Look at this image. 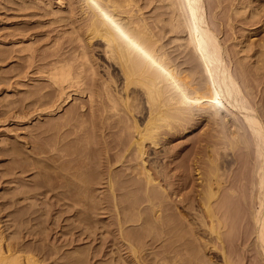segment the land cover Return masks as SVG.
Instances as JSON below:
<instances>
[{"label": "bare ground", "instance_id": "bare-ground-1", "mask_svg": "<svg viewBox=\"0 0 264 264\" xmlns=\"http://www.w3.org/2000/svg\"><path fill=\"white\" fill-rule=\"evenodd\" d=\"M239 1L57 0L62 8L51 10V0H37L48 8L49 28L2 36L13 46L4 45L2 60L17 63L5 71L3 90L23 96L2 98V128L13 134L0 155L14 163L7 174L21 175L10 176L18 189L0 202V264L89 263L108 242L109 257L96 264H203L209 242L223 264H264V94L252 90L264 68V37L224 32L235 20L256 23L255 9ZM2 2L21 16L39 13L30 0ZM194 115L209 121V144L202 165L192 155L178 164L170 140ZM33 119L30 141L11 127ZM223 168L231 173L223 177ZM39 188L49 194L44 207L31 200ZM43 214L50 230L66 229L69 251L23 240L47 239L48 228L37 226ZM158 243L163 248L148 258L147 247Z\"/></svg>", "mask_w": 264, "mask_h": 264}, {"label": "rangeland", "instance_id": "rangeland-1", "mask_svg": "<svg viewBox=\"0 0 264 264\" xmlns=\"http://www.w3.org/2000/svg\"><path fill=\"white\" fill-rule=\"evenodd\" d=\"M29 1V0H28ZM35 1V2H34ZM56 1L57 0H51V3L53 4H51V10L52 9H54V10H56V9H61L62 7L60 6L59 7V5H57V3H56ZM239 1V0H238ZM37 2V0H30V2L28 3V5L29 6H31V7H34V8H36L35 9V11H38L39 13H37V14H34V16L32 15V14H29V15H27V16H21V15H23V12L21 11V12H19V11H15V10H13V9H10V10H8V11H5V9L3 8V2H2V0H0V113H1V110H2V98H3V96H4V94L5 93H7V95H8V98H10V99H14V98H16V99H18L19 97H21V96H23L22 94L23 93H18V91L16 90H14L13 91V89H9V91L8 92H5L4 90H3V86H2V82H3V75L5 74V71L6 70H11L15 65H17V63H15L14 61H15V58L14 57H11V58H9V61H3L2 60V55H3V50L2 49H4L5 48V46H6V48H7V46H8V49L9 48H12L13 46H11V44L9 45H5L3 42H1V41H3L2 40V36L4 35V34H6V33H9V32H13V31H16L18 28H20V27H22V26H31L33 29H31V31L33 30V32H34V30H36L35 31V33L34 34H42V33H44L49 27H47L48 26V24H46L47 23V20L50 18V16L49 15H47L46 14V10H48V8L45 6V4H44V6H42V4L43 3H39V5L38 6H36L35 5V3ZM239 3H241V4H243V5H247V11L250 9H255V11L257 12V15L253 18V17H251L250 18V20H256V23L254 24V26L253 25H251L250 24V22H237L236 20L233 22V27L231 28L232 29V31H230V29H229V31L227 30V28H229V27H225V29H224V32H226L227 33V36L229 37L231 34H232V32H234V35L236 36L237 35V37L238 38H248V39H255V40H259V39H261V38H263L264 37V0H240L239 1ZM250 3V4H249ZM46 7V8H45ZM2 8V9H1ZM30 8V7H29ZM49 9V10H50ZM149 9H150V7H149ZM148 8H147V10H146V14H148V15H150V14H153V10H149ZM30 11H31V9H29ZM29 10H27L26 11V13H28V12H30ZM33 10V9H32ZM247 11H245L244 12V16H243V14H241V17H245L246 15H247ZM44 12V13H43ZM19 14H21V15H19ZM44 15V16H43ZM23 18V19H22ZM248 20V19H247ZM45 23V24H44ZM250 28H252L251 30H249ZM45 29V30H44ZM40 31V33L38 32V31ZM30 31V32H31ZM32 32V33H33ZM231 33V34H230ZM230 34V35H229ZM220 36H221V39L225 36H223V34L221 33L220 34ZM98 42H95L93 45H92V49H93V57L95 58V60L97 61V66H98V70H99V72H104V64H106L105 62V60H104V58L102 57V53H101V45H99V43L97 44ZM5 45V46H4ZM9 46H11V47H9ZM13 49V48H12ZM11 50V49H10ZM10 53H12L11 51H10ZM13 54V53H12ZM100 65V66H99ZM102 66V67H101ZM184 68V67H183ZM186 72H188L187 70H186ZM9 74H11V71H10V73ZM255 80V78H254V76H249V80L250 81H252V80ZM253 80V81H254ZM260 83V84H259ZM256 84L258 85L259 84V86H255L254 85V87H253V91L256 93V92H258L259 94L258 95H260V93L261 94H264V68H263V70L259 73V75H257V78H256ZM256 87H258V89L256 88ZM257 90V91H256ZM21 103H20V101H16V103L14 104V105H17V106H19ZM0 116H1V114H0ZM198 116V117H197ZM205 118L202 116H200V115H194V118L192 119V125L190 126V127H188L187 128V130L186 131H180V133L179 134H175V136H172L173 138H171V140H170V146H171V149H173L172 150V152L170 153V155L173 153V154H175V156L176 157H174V159L175 160H177L176 162L178 163V164H181V163H179V160L181 159H183L184 160V158L186 157V155H190L188 158L186 157V159H187V161L186 162H189V158L191 157V155L196 159V161L198 162H196L198 165L199 164H201L202 165V160H203V158H204V153H202V152H204V150H205V146H206V144H207V142H208V144H209V140L207 139L208 137H209V134L207 135V132L209 131V126H208V124H209V121H207V122H205L206 120H204ZM39 121H38V119H33L31 122L30 121H28V122H19V123H11V127H13V128H18V130H17V132L20 134V136L21 135H23V136H25V139L26 140H31V137L30 136H28V134H27V132L29 131V129L32 127V126H34L36 123H38ZM205 123H207V124H205ZM2 124H3V122H2V120H1V118H0V146H3V142H2V139H4L5 137H8V134H13V132H7L8 134H6L5 133V131H4V129L2 128L3 126H2ZM19 126L21 127V128H19ZM208 127V128H207ZM205 129H207L206 131H205ZM209 133V132H208ZM203 137V139H207V140H203L202 139V137ZM200 139H201V141H200ZM9 140H13V139H9ZM18 140H19V142H17V145H24V143H23V139H21V141H20V139L18 138ZM206 141V142H205ZM13 142H16V141H14L13 140ZM200 143V144H199ZM202 143V144H201ZM204 143V144H203ZM2 144V145H1ZM200 145V146H199ZM203 145H205V146H203ZM25 146H29V144H25ZM173 146V147H172ZM174 146H175V149H174ZM203 146V147H202ZM200 147V148H199ZM25 147H23V149H24ZM162 148V147H161ZM202 148V149H201ZM203 148H204V150H203ZM199 149V150H198ZM24 150H27L26 148L24 149ZM202 150V151H201ZM176 151V152H175ZM45 153H42L43 155H47L48 153H46L47 151H44ZM175 152V153H174ZM164 153H162V152H160V154H159V157L160 158H165L164 156L165 155H163ZM167 155H169L168 153H167ZM178 155V156H177ZM203 156V157H202ZM184 157V158H183ZM171 158H173V156H171L170 157V159ZM174 160V161H175ZM180 160V161H181ZM185 161V160H184ZM201 161V162H200ZM191 162V161H190ZM183 163H185V162H182V164ZM14 163H13V161L11 160V157L8 155H5V156H1L0 155V202H2V201H4L7 197H9L12 193H14V192H16V190L18 189V188H16V186H19V184L17 185L16 183H14V182H12V181H9L8 179L10 178V176H20L21 174L20 173H16V174H7L6 173V169H7V167L8 166H12ZM172 166H173V164H172ZM171 166V167H172ZM200 166V165H199ZM235 164L234 165H232V168H235ZM198 167V166H197ZM177 168V167H176ZM191 169H192V167H191ZM172 171L174 170V171H177V172H175V173H180L182 170H183V167H182V170H180V168H178V170H176V169H174V168H172L171 169ZM180 170V171H179ZM185 172H188V171H185ZM190 172H192V174H193V171H190ZM28 173V174H27ZM32 173V174H31ZM184 173V172H183ZM222 173H223V177H225V175H228V174H230L229 173V170H227V168H223V170H222ZM6 174V175H5ZM35 172H34V170L32 169V171L31 170H28L27 172H25V175L24 174H22V176L24 175L25 176V179L27 178V179H30V178H32V177H34L35 175ZM180 174H182V173H180ZM191 174V175H192ZM6 176H8V177H6ZM37 176H39V177H41L42 175L41 174H38ZM193 177H194V174H193V176H192V179H193ZM177 178L178 177H174V178H172V179H174L173 181H176L177 180ZM195 179V178H194ZM193 179V180H194ZM7 180V181H6ZM195 181H196V179H195ZM10 182H12V183H10ZM13 185H15V186H13ZM13 186V187H12ZM10 187V188H9ZM21 187V186H20ZM12 188V189H11ZM27 188V187H26ZM7 189H9L8 191H7ZM45 188H39V190L40 191H43ZM187 189H189V188H186V189H184V190H182V191H187ZM5 191V192H4ZM6 193V194H5ZM44 194H47V195H44ZM18 196H21V194L19 195V193L15 196V197H18ZM48 196H49V194L48 193H46L45 192V190H44V192L43 193H38L37 194V196L35 197V198H33V199H31L32 201H35V202H37V203H39L40 202V204H38L36 207H44L45 206V200H46V198L48 199ZM28 201L29 200H25V201H23L21 204L23 205V204H27L28 203ZM17 206H20V204H18ZM10 210H11V208H9ZM3 215V212H1V214H0V216H2ZM46 215L47 214H43V216H40L41 218V221H39V222H37V226L40 228V229H46V227L48 228L47 229V232H48V235H47V239L45 240V241H37V240H35L34 238H33V236H31V235H26V236H24V238H23V240L24 241H27V242H34V243H36V244H38V243H44L45 244V246L47 247L48 246V248L50 247V245H52V244H54L55 242V244L56 245H61L62 244V246L60 247V252H66V249H67V251H69L68 249H70L72 246H65L64 244H65V241H66V239L65 238H67L69 235L67 234V232L65 231L66 229H64V228H61L60 230H62V231H59L58 229L59 228H56V230L55 231H57L58 230V232L57 233H55V231L54 230H50V227H53L54 226V223H52L51 221V219L49 218V217H46ZM4 217H5V219H8L7 221H4L5 223H7V222H10L9 221V216H3L2 217V219H4ZM50 217H51V215H50ZM64 216H62L61 218H63ZM49 218V219H48ZM43 220V221H42ZM37 220H34L33 222L35 223ZM43 222V223H42ZM63 222V221H62ZM52 223V224H51ZM61 223V222H60ZM1 224H3V223H1ZM62 224V223H61ZM41 226H42V228H41ZM10 230V229H9ZM50 230V231H49ZM97 231V230H96ZM102 231V230H101ZM101 231H97L96 233H97V235H98V237H100V235L102 234V233H100ZM7 232H8V230H7ZM62 232V233H61ZM65 232V233H64ZM74 232H75V235L76 234H78V231H76V229L74 230ZM77 232V233H76ZM105 232V231H104ZM114 234H116V231H114L113 232ZM113 233H111V234H113ZM108 234V235H107ZM111 234L109 235V233H106L105 232V234L104 235H106V236H108V238H112V236H111ZM59 235L61 236L60 238H58L59 237ZM63 235V236H62ZM103 234L101 235V236H104ZM66 236V237H65ZM26 238V239H25ZM63 240H65V241H63ZM209 240H210V235H209ZM54 241V242H53ZM62 241V242H61ZM49 243V244H48ZM52 243V244H51ZM61 243V244H60ZM78 243V242H77ZM110 242H108V243H106L104 246H103V251L100 253V255H97V256H95L94 258H92L90 261H89V263L87 262V263H82V264H96L97 262H99V261H101V259H103L102 257H104V258H108L109 256V250L110 249H112V246H111V248H110V246L108 245ZM48 244V245H47ZM156 245V244H155ZM152 246V247H147V252H149V254H148V258H152V256H153V252H159L163 247H161L162 245H161V243H158V245H156V246ZM114 247V246H113ZM155 247V248H154ZM158 247V248H157ZM104 248H106V249H104ZM154 248V249H153ZM212 247H211V243L209 242V245H208V247H207V249H206V257H207V259H209V260H214V261H216V262H218L219 264H223V263H221L222 261H221V258L219 257H214V255L212 254V251H210V249H211ZM151 249V250H150ZM157 249V250H156ZM64 250V251H63ZM212 250V249H211ZM124 251V250H123ZM107 252H108V254H107ZM103 253H106L104 256H103ZM117 250H116V248L114 249V253L113 254H115L114 256H116L117 257V255H119V253H117ZM121 253H123L122 251H121ZM152 253V254H151ZM123 256H125V255H127L128 256V253H123L122 254ZM167 255H169V253L167 254ZM90 256V255H89ZM102 256V257H101ZM127 256H125V257H127ZM130 257H127V259H129ZM212 258V259H211ZM251 258V257H250ZM49 259V258H48ZM47 259V261L46 262H49L50 260H48ZM216 259V260H215ZM130 260V259H129ZM209 260H208V263H203V264H209ZM250 259H247V258H245L244 259V261H243V264H251V262L249 261ZM247 261V262H246ZM93 262H95V263H93ZM183 264V263H181V262H179V261H176V262H170V261H164V263L163 264ZM116 264H119V263H116Z\"/></svg>", "mask_w": 264, "mask_h": 264}]
</instances>
